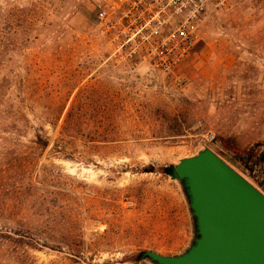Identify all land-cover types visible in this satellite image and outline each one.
I'll list each match as a JSON object with an SVG mask.
<instances>
[{
  "label": "rangeland",
  "instance_id": "374dc122",
  "mask_svg": "<svg viewBox=\"0 0 264 264\" xmlns=\"http://www.w3.org/2000/svg\"><path fill=\"white\" fill-rule=\"evenodd\" d=\"M119 0H0V264H152L195 225L164 168L212 150L264 193V0L211 9L174 72L114 54Z\"/></svg>",
  "mask_w": 264,
  "mask_h": 264
},
{
  "label": "water",
  "instance_id": "95a60500",
  "mask_svg": "<svg viewBox=\"0 0 264 264\" xmlns=\"http://www.w3.org/2000/svg\"><path fill=\"white\" fill-rule=\"evenodd\" d=\"M164 173L179 181L195 236L182 255L141 252L152 264H264V193L212 150L181 160Z\"/></svg>",
  "mask_w": 264,
  "mask_h": 264
},
{
  "label": "built area",
  "instance_id": "2783aa9c",
  "mask_svg": "<svg viewBox=\"0 0 264 264\" xmlns=\"http://www.w3.org/2000/svg\"><path fill=\"white\" fill-rule=\"evenodd\" d=\"M239 0H119L95 14L114 54L133 66L169 74L201 41L210 10L230 11Z\"/></svg>",
  "mask_w": 264,
  "mask_h": 264
}]
</instances>
